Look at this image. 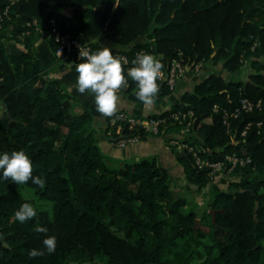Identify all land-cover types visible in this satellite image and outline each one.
<instances>
[{
    "label": "trees",
    "instance_id": "1",
    "mask_svg": "<svg viewBox=\"0 0 264 264\" xmlns=\"http://www.w3.org/2000/svg\"><path fill=\"white\" fill-rule=\"evenodd\" d=\"M6 3L0 0L1 7ZM68 8L78 24L65 15ZM17 15L25 51L0 46V151L25 150L33 175L46 183L0 178V264H264V0H17L0 29ZM52 16L62 31L93 41L95 49L102 48L101 35L114 52L145 48L164 70L175 58L184 65L212 60L229 73L249 64L247 80L211 73L170 110L152 115L191 110L194 122L182 141L203 147L201 155L211 160L250 158L233 169L238 181L208 202L214 215L206 211L197 221V210H186L175 197L170 171L155 158L107 162L91 112H76L77 101L34 55L37 27L46 30ZM140 36L146 40L137 42ZM71 60L75 69L80 61L65 58ZM128 90L136 95L135 81ZM243 97L259 100L260 107L230 118L228 131L223 110ZM117 112L108 115L112 139L145 136L139 126L111 120ZM182 126L167 118L159 134ZM177 157L191 184L210 181L191 155ZM26 201L37 215L21 223L15 211ZM41 226L48 230L38 231ZM52 235L56 248L48 252L43 240ZM32 248L45 250L32 256Z\"/></svg>",
    "mask_w": 264,
    "mask_h": 264
},
{
    "label": "crops",
    "instance_id": "2",
    "mask_svg": "<svg viewBox=\"0 0 264 264\" xmlns=\"http://www.w3.org/2000/svg\"><path fill=\"white\" fill-rule=\"evenodd\" d=\"M64 13L73 23L78 24L73 8L66 9ZM19 16L17 15L9 19L6 25L0 29V46H3L8 53H21L25 51V47L20 41L23 35L21 32L23 24ZM37 33L34 38L35 57L42 64L50 66L49 77L59 79L64 84L69 95L77 101L76 112L79 113L83 109L91 112L98 145L105 155L107 162L113 166H121L123 163H133L145 158H155L156 163L167 168L175 179H179L181 175H184L183 167L177 157L178 152L175 146L169 143V140L173 138L171 131L165 132L163 130L159 135L145 134L136 143L126 146L122 152H116L118 146L114 144L112 137L107 135L108 116L96 110L93 93L90 91L80 93L77 89L76 78L78 74L73 68L74 61H65V57L56 54L49 37L40 30ZM96 41H99L101 47H115L113 42L103 35L97 37ZM142 41H144V38ZM215 67L214 64L206 62L198 71L192 69L186 70L178 79L175 88L168 93H165L166 88L164 84L159 83V92L152 104H145L135 94L132 95L133 92H130L127 86L119 91L120 100L115 112L126 111L140 117L162 114L170 110L173 105L179 103L185 92L192 91L201 80L211 73H216ZM221 69L223 70V68ZM202 71H206V73L201 75ZM222 75L226 77L225 73ZM229 79L231 78L229 77ZM177 88L180 91L177 92ZM179 154L181 155L182 153Z\"/></svg>",
    "mask_w": 264,
    "mask_h": 264
},
{
    "label": "clouds",
    "instance_id": "3",
    "mask_svg": "<svg viewBox=\"0 0 264 264\" xmlns=\"http://www.w3.org/2000/svg\"><path fill=\"white\" fill-rule=\"evenodd\" d=\"M80 62L75 64L77 72V89L80 93L90 91L94 94L96 110L106 116L117 110L120 100L119 90L127 87L128 77L137 84L136 96L145 104H152L159 92V78L162 76L164 64L161 59L150 53L138 54L133 65L125 68L128 60L114 54L112 46L96 51H80ZM71 66V63H70ZM33 162L23 149L0 151V178L16 182L18 185L31 180L33 184L43 187L45 179L33 175ZM37 215V209L31 202H24L16 211L15 217L21 222ZM38 231L46 232V227ZM45 249L53 252L56 248V237L48 236L43 240ZM45 249L32 248L30 255H43Z\"/></svg>",
    "mask_w": 264,
    "mask_h": 264
},
{
    "label": "built area",
    "instance_id": "4",
    "mask_svg": "<svg viewBox=\"0 0 264 264\" xmlns=\"http://www.w3.org/2000/svg\"><path fill=\"white\" fill-rule=\"evenodd\" d=\"M7 3L1 7L0 6V25L3 20L9 16V8L10 5L15 3L17 0H6ZM29 25V23H27ZM38 30L42 31L46 36L49 37L50 41L55 47L56 54L65 57V58H74L80 61L82 58L80 57V51H96L97 49L93 46V41L91 40H83L78 35H73L68 32L62 31L57 23L55 17H50L47 20V29L43 30L37 27ZM147 53L145 48H137L132 52H114L115 55L122 56L128 60V64L125 65V68H130L133 65V61L137 57L138 54ZM181 58L173 59L169 66L164 70L162 69V76L159 78V83H163L168 89L173 90L176 86L178 79L186 72V66L182 62ZM204 64V60H199L192 63V70L198 71ZM129 83L132 80L131 77H128ZM129 85V84H128ZM125 87H122V90ZM119 90V91H120ZM260 101L258 100L256 103L251 101L250 99L243 97L240 98L239 104L231 111L223 110V123L226 125L227 130L230 128V118H237L241 112H250L255 107H260ZM218 105H214V111H218ZM167 118H172L174 121L183 122L182 133H185L192 126L193 121V112L188 110L186 112H172L169 114V117L166 116H136L130 114L126 111H118L111 120H118L120 122L127 123L129 126H139L142 131L147 134L158 135L161 130V126H163L167 120ZM251 123H247L244 129L241 132V135H245ZM260 125V122L257 123ZM107 135L112 136L111 131H107ZM141 139L139 133H135L131 136L127 135H119L117 138H114V144L118 147H125L129 144L136 143ZM169 143L175 146L178 153H185L187 155H191L194 163L201 169L207 168L208 174L213 175L215 173H219L220 171L225 170H233L237 166H242L248 162H250L249 157H239L236 154L226 155L222 160H211L208 157L201 155V152L204 151V148L201 146H197L194 144H190L188 142L182 141L178 138H171Z\"/></svg>",
    "mask_w": 264,
    "mask_h": 264
},
{
    "label": "rangeland",
    "instance_id": "5",
    "mask_svg": "<svg viewBox=\"0 0 264 264\" xmlns=\"http://www.w3.org/2000/svg\"><path fill=\"white\" fill-rule=\"evenodd\" d=\"M143 38L145 41L146 40L145 37L140 36L137 39V42H144L142 41ZM207 62H210L216 66L215 67L216 73L218 74L225 73L226 77L228 78L230 77L231 79H236V80L239 79L245 81L247 80L248 75L251 72V67L249 66L248 63H246L243 67H241L239 70L235 71L234 73H229L221 69L222 67L220 63L219 64L213 63L212 60H209ZM205 73L206 71H202L201 75H204ZM177 89H176L177 92L180 91V89L178 90ZM70 115L71 114H69V116ZM193 122L194 119L192 123ZM181 130L182 128H180L179 131H171V134H173V138L183 139L189 132L188 130L185 133H182ZM125 147H117L116 152H122L125 149ZM233 171L234 170L231 171L225 170V171H220L219 173H215L213 175L208 174L207 171V176L209 177L210 181L205 186H199V187L193 184L192 186L190 182L186 179L185 174L183 173L184 175H181L179 179L178 178L175 179V177L172 176L173 178L170 182V187L173 190L175 197L182 198L186 202L185 204L186 210H190V209L197 210L198 212L197 221H199L201 214L210 210V208L208 207V202L212 200L214 194L222 190H227L232 181H238L239 176L241 174L239 172L235 176H233L232 175ZM85 264H89V263L86 262Z\"/></svg>",
    "mask_w": 264,
    "mask_h": 264
},
{
    "label": "water",
    "instance_id": "6",
    "mask_svg": "<svg viewBox=\"0 0 264 264\" xmlns=\"http://www.w3.org/2000/svg\"><path fill=\"white\" fill-rule=\"evenodd\" d=\"M73 63H74V62H73ZM191 68H192V64H191V65H187V66H186V69H187V70H190ZM2 106H3V109H5V110H6V106H5V104H4V103L2 104ZM8 116H9V114H8ZM183 156H184V157H187L188 155H187V154H185V153H182V154L180 155V157H183ZM209 212H211V213H212V215H214V214H215V212H214V210H213V209H210V210H209ZM3 239H4L3 237H0V240H3ZM4 245H5V246H7V243H4Z\"/></svg>",
    "mask_w": 264,
    "mask_h": 264
},
{
    "label": "flooded vegetation",
    "instance_id": "7",
    "mask_svg": "<svg viewBox=\"0 0 264 264\" xmlns=\"http://www.w3.org/2000/svg\"><path fill=\"white\" fill-rule=\"evenodd\" d=\"M0 237H3L4 238V236H0ZM2 241H4V239L3 240H0V242H2Z\"/></svg>",
    "mask_w": 264,
    "mask_h": 264
}]
</instances>
